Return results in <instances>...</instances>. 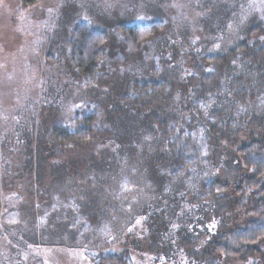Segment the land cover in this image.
Segmentation results:
<instances>
[{
  "label": "rangeland",
  "instance_id": "obj_1",
  "mask_svg": "<svg viewBox=\"0 0 264 264\" xmlns=\"http://www.w3.org/2000/svg\"><path fill=\"white\" fill-rule=\"evenodd\" d=\"M21 1L0 0V161L8 159L10 165L6 167L14 171V166L17 167L20 162L28 159L32 165L35 161L37 164L38 155H41L45 168L40 171L39 165L36 168L30 165L28 168L24 167V170L21 168L20 171L12 173L11 176L17 174L21 177L15 183L16 189L19 186L24 189L27 185L22 184H29L25 176L27 171L32 177L29 181L34 185V190L39 182L47 184L48 177L53 176L48 171L49 168H56L69 152L73 155L70 156L71 161L75 157L78 165L82 164V169L91 170L90 182L86 186L78 185V188H84L86 193H95L97 197L91 199L98 206L105 192L101 187L109 181L110 175L118 174L112 164L114 161L107 160V166L101 168L91 157L94 154L92 151H110L97 137L100 136L98 133H109L113 150L120 146L124 153H128L127 159L136 160V166L130 159L127 161L133 170L140 171L138 175L148 173V178L144 177L147 182L138 197L145 198L149 203L129 202L130 208L134 210L135 205L140 203L143 206L149 205L157 189L154 183L157 167H153L151 161L154 157V139L158 126L157 122L154 125L149 120V114L153 116L157 108L156 113L162 122L167 121L169 116L180 118L185 114L183 110L188 99L179 96L177 87L170 88L153 106L148 105V115L144 112L136 116L130 107L126 108L118 99L126 97L130 86H140L143 83L145 85L147 82L170 86L178 80L183 81L181 76L189 69L183 66L184 58L200 65L206 57H227L229 50L237 45H247L250 48L249 52L242 53L244 59L239 66H232L227 74L230 76L229 81L237 78L241 80L238 91L247 100L245 98L241 103L240 100L244 97L233 100L231 95L223 97L224 103L222 98L216 99V106L221 103L222 109L232 106L240 108L233 116L237 119L238 126L233 130H223L224 135L219 137L214 151L218 154V163L223 159L226 166L230 145L232 142L234 144L236 138V130H248V118L243 117L245 113L257 109L258 125L262 124L264 54L259 51L264 48V0H36L29 6L23 5ZM152 23L163 26L161 34L141 45L136 52H127L118 32L119 27ZM78 24L87 26L90 31L105 33L108 39L98 77L89 84L92 88L87 86L88 83L85 84L86 81L81 75L68 67L66 61L68 39ZM254 31L256 35L251 36ZM213 103L212 101L211 104ZM80 110H91L97 115V127H94L96 140L83 147H63L62 153L56 152L53 147L40 150V147L49 142L48 132L55 126L70 121ZM229 117L228 112H224L225 124L230 120ZM258 125L254 127L257 138L264 134V126ZM136 145L140 149L131 153L130 147ZM21 146L31 150L32 156L19 148ZM83 152L86 153L84 157L90 155L91 162L88 157L79 158L78 155ZM225 153L227 154L224 155ZM221 169L224 175L228 173L226 167L224 169L221 166ZM85 174L87 175V171ZM74 178H66L65 184L72 185L75 190L77 181ZM228 178L223 176L221 182H227ZM53 179L55 183L59 176L54 174ZM22 200L26 203L23 210L19 208L23 204ZM8 205L11 207L6 209L11 212L2 209ZM27 205L25 199L13 197V194L0 195V264H89L87 254L92 249L81 250L73 242H65L63 248L33 246L20 242V220L23 216L29 218L33 215L34 207ZM123 205L125 203L120 204ZM175 208L179 216L176 218L178 222L174 218L169 222L162 220L163 205L159 204L158 209L151 208L148 212L149 218L153 214L161 217L155 227L159 229L152 233L151 239L158 252L149 250L148 242H140L142 234L136 236L132 235L133 232L127 236L131 244L115 240L111 244L102 242L100 247L109 245L111 251H118L117 247L129 246L131 264H185L180 261L183 256V240L189 241L192 248L198 245L204 234V221L203 218L196 217L194 212H189L183 218L181 215L184 207L180 203ZM140 211L137 213H142ZM131 214L130 211L121 210L117 218L123 221L131 218ZM5 218L9 220L6 221ZM161 221L167 223V227L161 229L158 225ZM138 226L139 224L135 229ZM118 234L120 235H114L120 237L123 232ZM147 234L144 233V238L149 237Z\"/></svg>",
  "mask_w": 264,
  "mask_h": 264
},
{
  "label": "trees",
  "instance_id": "obj_2",
  "mask_svg": "<svg viewBox=\"0 0 264 264\" xmlns=\"http://www.w3.org/2000/svg\"><path fill=\"white\" fill-rule=\"evenodd\" d=\"M35 1L22 0L21 3L29 6ZM163 30L161 24L152 23L121 26L118 32L123 38L125 50L134 53L141 45L160 35ZM255 35V31L251 32V36ZM107 44L108 39L105 33L90 31L83 24L76 25L71 31L66 47V61L71 70L83 77L89 88H92L89 84L98 77ZM249 50L247 45H237L229 50L227 57H206L202 59L200 65L193 60L186 61L184 58L183 66L189 69L182 74L183 81L178 80L170 86L153 82L130 86L131 89L126 97L118 99L126 108H131L134 116L146 112L148 105L153 106L170 88L177 87L179 96L188 99L185 102L186 108L183 110L185 114L180 118L169 116L166 123L160 120L159 114L156 113L157 108L153 116L146 112L150 115L149 120L151 119L154 125L155 122L158 124L154 139L156 143L153 149L154 157L151 161V165L157 167L154 173L157 189L153 194V201L147 206L141 203L136 204L133 210L129 202L149 203L145 198L138 197L147 182L145 178H148V173L138 175L140 171L136 172L128 163L130 159L136 166V160L127 159L128 153H124L120 146L117 150H113L109 133H98L101 137L97 136L94 127H97L95 123L98 117L91 110H83L84 112L80 110L81 112L74 114L70 121L63 123L64 125L60 124L51 129L48 132L49 142L45 143L44 147H40V150L53 147L56 152H59L69 145L83 147L95 141L94 137L97 136L98 141H101L100 143L110 151L106 150L102 153L92 151L93 162L102 168L107 160H112L114 161L112 164L118 171L115 176L110 175L109 181L101 187L105 192L98 206L92 201L97 197L95 193H86L83 191L84 188L81 190L78 188V185L86 186L92 175L89 174L91 170L82 169V164L78 165L75 157L72 158L74 161L70 160V156L73 157L72 153L68 152L64 161L56 168L50 167L48 171L53 176L48 177L47 184L39 182L35 190L32 182L29 181L32 177L28 171L25 176L29 184H22L27 185L24 189L21 186L16 189L15 183L20 181L21 177L17 174L11 176V174L20 171L21 168L24 170V167L28 168L30 165L32 168L39 165L42 171L45 167L41 155H38L37 164L35 161L32 165L31 160L28 159L29 161L25 160L17 167L14 166L12 168L14 171L6 167L10 165L8 159H2L0 161V195L13 194V197L25 199L27 206L34 207L32 217L27 218L23 216L22 211L20 213L21 217L23 216L20 222L22 229L24 228L19 230L20 242L33 246L61 248L65 242H73L74 246L81 250L92 249L87 254L89 264H131L129 246L117 247L118 251H111L109 245L100 247L101 243L110 242L111 244V241L120 240L124 244H131L127 239L128 234L133 232L132 235L137 236L140 233L143 236L140 242H148L149 250L158 252L151 239L152 233L159 229L155 227L160 216L153 214L149 218L148 212L151 208L158 209L160 204V206L163 205L164 210L162 220L169 222L174 218L173 220L177 221L176 218L179 216L175 205L180 203L184 207L181 215L183 218H186L189 212H194L196 217L199 216L204 221L202 222L204 234L200 237L198 245L192 248L189 241L183 240L185 246L182 245L184 249L181 251L183 256L180 261L185 264H264V134L257 138L258 134L254 132V127L259 124L256 116L257 109L243 115L248 118L246 123L249 128L246 131L243 128L236 130V138H234V144L232 142L230 145L226 166L223 159L218 163V154L214 153L219 137L224 135L222 131L233 130L238 126L237 119L233 116L235 112H238L237 110H240L237 106L222 109L221 103L216 106V99L222 98L224 103L225 96L231 95L233 100L236 97H244L238 91L241 80L237 78L229 81L230 76L228 77L227 74L232 66H239L244 59L242 53ZM259 53L264 54V48ZM175 70H173L174 73ZM245 98L240 100L241 103ZM212 101L213 104H211ZM224 112H228L230 116L227 124L224 121ZM154 116L155 118H152ZM261 126H264V117L262 124L258 125V127ZM241 135L244 136L240 137ZM13 145L15 146L16 143ZM19 148L26 150V154L32 156L31 150L22 146ZM130 149L131 153L133 151L136 153V150L140 148L136 145ZM85 154L83 152L78 156L80 159L87 158L88 156L84 157ZM88 160L90 162L92 160L90 155ZM221 166L224 169L226 167L227 174L224 175ZM54 174L59 176L58 183L52 181ZM72 176L77 181L75 190L72 185L65 184L66 178ZM223 176L225 179L229 177V180L221 182ZM22 203V206H19L21 210L26 208L24 200ZM121 203L125 205L120 206ZM10 207L11 205H8L2 209L5 208L3 209L5 212H11L6 209ZM121 210L132 212L133 218L120 221L117 216ZM138 210L142 213H137ZM161 223L158 224L161 229L167 227V223L163 221ZM137 224L139 226L135 229ZM118 232L125 234L117 237L114 234L120 235ZM144 233H148L149 237L144 238ZM136 242L138 241H134ZM194 249L196 250L193 251Z\"/></svg>",
  "mask_w": 264,
  "mask_h": 264
},
{
  "label": "snow or ice",
  "instance_id": "obj_3",
  "mask_svg": "<svg viewBox=\"0 0 264 264\" xmlns=\"http://www.w3.org/2000/svg\"><path fill=\"white\" fill-rule=\"evenodd\" d=\"M141 19H143V18L141 17Z\"/></svg>",
  "mask_w": 264,
  "mask_h": 264
}]
</instances>
